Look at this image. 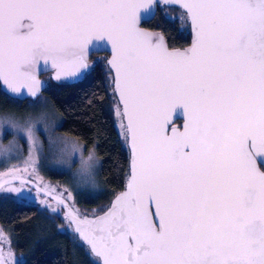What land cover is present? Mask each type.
<instances>
[{
	"label": "snow or ice",
	"instance_id": "6c2138e0",
	"mask_svg": "<svg viewBox=\"0 0 264 264\" xmlns=\"http://www.w3.org/2000/svg\"><path fill=\"white\" fill-rule=\"evenodd\" d=\"M148 2L0 0V77L30 78L21 70L37 56H76L93 35L106 36L136 187L102 219L92 251L104 264H264V0H172L196 33L185 52L154 47L137 28ZM177 102L190 109L189 123L168 136Z\"/></svg>",
	"mask_w": 264,
	"mask_h": 264
},
{
	"label": "rangeland",
	"instance_id": "374dc122",
	"mask_svg": "<svg viewBox=\"0 0 264 264\" xmlns=\"http://www.w3.org/2000/svg\"><path fill=\"white\" fill-rule=\"evenodd\" d=\"M106 85L116 131L125 141L121 106L109 80ZM61 121L60 114L54 109L46 93L41 92L35 98L22 101L0 98V180L5 177L29 180L49 194L67 200L77 214L86 215L91 212L84 213L87 210L82 209L83 206H91L92 200L102 190L99 178L100 158L94 145L85 146L77 139L59 132ZM29 128L30 132L27 131ZM0 195L10 196L18 203L35 206L40 226L51 223L58 231L68 232V237L75 239L64 220L62 206L29 184L7 183L0 189ZM108 207L105 206L106 209ZM60 220L64 221V226H61ZM0 235L3 237L0 239L1 253L6 264H24L26 255L14 251L10 238L3 229H0ZM76 244L82 243L77 240ZM83 248L86 253L84 245ZM89 257L96 262L90 254Z\"/></svg>",
	"mask_w": 264,
	"mask_h": 264
},
{
	"label": "trees",
	"instance_id": "16d2710c",
	"mask_svg": "<svg viewBox=\"0 0 264 264\" xmlns=\"http://www.w3.org/2000/svg\"><path fill=\"white\" fill-rule=\"evenodd\" d=\"M165 9L174 15L173 11L178 8H158L150 25L161 30L169 44L179 45L187 41L188 37L184 38L177 33L171 19H164L162 11ZM45 83L43 93H46L62 118L58 131L77 139L85 146L94 145L100 158L99 178L102 190L92 200L91 206L81 207L87 210L84 213L91 212L86 215L97 214L105 206H109L129 175V154L114 126L111 100L107 96V82L100 77H89L77 83H57L49 79ZM0 98L10 101L17 99L2 90ZM26 99L29 98L21 101ZM38 216L35 206L18 203L10 196L0 195V229L8 234L14 251L26 255L24 264H97L90 260L88 251L85 253L84 244L76 233L72 240L68 237V232L58 231L51 223L40 226ZM60 223L64 226L62 220ZM77 240L83 245H77Z\"/></svg>",
	"mask_w": 264,
	"mask_h": 264
},
{
	"label": "water",
	"instance_id": "95a60500",
	"mask_svg": "<svg viewBox=\"0 0 264 264\" xmlns=\"http://www.w3.org/2000/svg\"><path fill=\"white\" fill-rule=\"evenodd\" d=\"M156 3H162V4H166V5H170V6H175V7H178V8L185 10L188 13L187 9H185L183 7L181 2H172V0H149V2L146 3L145 7L140 8L139 13H138V22H137L136 26L141 32H145L151 37V44L154 47L159 45L163 50H166L167 52H178V51L168 50L165 47V45H163L161 42L154 40L152 32H148L147 30L141 28V26H140L142 21H147L153 17V15L155 14V10H156ZM188 15L190 16L189 13H188ZM89 46L92 47L91 50H93V51H104L105 50L110 54V57L108 60V67H109L110 71L112 72V76H113V82L112 83L115 87L114 94H115L116 99L119 102V105L121 106V109H122L121 112L123 113L124 121L127 124V127H129V118H128V112L126 111L125 99L121 95V89L117 86L119 76L117 74L116 69L110 64V61L113 60L114 54H115L113 46L106 36L103 39H98L95 35L92 36L91 40L86 45H84L83 48H86V47L89 48ZM182 52H184V51H182ZM32 62H38V65H40L43 68L41 71H51L53 68L59 67L62 70H64L65 73H67V71L72 70L74 67H76L77 58L70 57L68 55L63 56V57H54L51 54H45V55L37 56L36 59ZM48 66H50L51 69H45ZM21 71L29 73L30 78H29V76H25V75H20V74L9 75L8 73H5V75L8 76V79L6 80V79H4V77H0V89L4 93L8 94L9 96L20 99V100L25 99V98H35L36 96H38L41 93V91L44 90L45 85H46V83L43 82V80L40 79V77H39L41 71H39V72H30L27 70L26 71L21 70ZM56 73L60 74L62 72L60 71V72H56ZM59 78L60 77L55 76V75L51 76V79L53 82L70 83V81H68L67 79H64V78L59 79ZM13 89H15V90H13ZM33 93H35V95H33ZM172 106H173L172 110L175 111V113L178 115L181 114L182 115L181 117H183L185 123L188 124L189 123V116H190V109L188 107H186L185 104L182 102H177V103L173 104ZM189 152H191V149L189 150ZM135 158H136L135 154L130 152L129 161H128L129 162L128 167H129L130 176L127 180V183L125 182L126 185H128L130 183V179H131L130 177L132 176L131 171L133 170L132 165L135 161ZM11 182H25V183L29 184L30 186H32L33 188H35V190H37L42 195H45L48 198L59 203L62 206V208L64 209V212H65L64 214L68 218L69 225L67 223L66 224L71 229L69 231L76 233L78 235V237H80V240L83 242V244L86 247L90 256L96 259L97 264H102V263H100L98 256L92 251V245L89 243V240L101 235V233H100L101 231L96 230L98 225L100 224L101 228L106 227L104 223L103 224L101 223L102 219L110 216V212L114 210L113 205L117 201V198L120 197L122 194H125V193H121V194H119V196L115 195L116 197H114L111 200V202L109 204L110 206L107 208V210L104 213H102L101 215H99V216L97 215L98 216L97 217L96 215H93V214H92V216L77 214L75 212V210L72 209V207L69 205L67 200L60 198V197H57V196H54L52 194H49L48 192L42 190L41 188H39L37 185H35L31 181L20 178V177H5V178L1 179L0 180V189L5 184L11 183ZM145 203L148 207L152 206L156 212V207H155L154 202L149 203L146 201ZM123 206H124V202L121 203L120 207H123ZM158 219H159V217L156 218V216H155V220L157 221ZM88 227H90L93 231L89 232ZM77 229H79V231H77ZM0 256L3 257L2 253H1V247H0ZM3 264H6L4 258H3Z\"/></svg>",
	"mask_w": 264,
	"mask_h": 264
},
{
	"label": "flooded vegetation",
	"instance_id": "af4514ba",
	"mask_svg": "<svg viewBox=\"0 0 264 264\" xmlns=\"http://www.w3.org/2000/svg\"><path fill=\"white\" fill-rule=\"evenodd\" d=\"M162 6L165 8H174L175 6H170V5H166V4H162V3H156V10H155V14L153 15V17L147 21H142L140 26L141 28L147 30L148 32H152L153 33V37L154 40H157L159 42H161L163 45H165V47L170 50V51H178V52H182V51H187L190 50L193 45L194 42L196 40V33H195V29H194V25L191 21V17L188 15V13L181 9L178 8L176 9L174 12V15L169 13V10L165 9L164 11H162V13H164V19H166V21H172V23L176 26V31L177 33L180 35H182V37H188L187 41H184L183 43H180L179 45L176 44H169L166 37L164 36V34L162 33L161 30H157L154 28V26L150 25L151 22H153L155 16H156V12L158 10V8H162ZM171 17V18H170ZM195 38V39H194ZM92 47L89 46V48H83L78 49L76 51V56H72V55H68L70 57H82V60H78L77 59V64L76 67H74L72 70L67 71V73H65L64 70H62L59 67L53 68L51 71H41L43 68L38 65V62H32L30 65H28L26 68H23L22 70L24 71H30V72H40V79L43 80V82H46L47 79L52 80L51 76L55 75L64 79H67L68 81H70V83H77V82H81L84 81L85 79L91 77H100L104 82H107L108 80L111 83V88L112 91H115V87L113 85V76H112V72L110 71L109 67H108V60L110 57V54L107 51H93L91 50ZM86 65V67H81L80 65ZM45 69H51L50 66H48ZM57 70V71H56ZM62 72V73H56V72ZM67 74V75H66ZM1 90V89H0ZM43 92V91H41ZM173 106L170 105L169 110L167 112V123L165 124V129H166V135L171 136L172 135V130L175 129L178 132H183L184 131V126L186 125L183 117H181V114H176L175 111L172 110ZM121 112V109H120ZM121 116H122V122L124 125V131H125V141L123 139V143L125 144L128 154L130 156V152L134 153L133 147L132 146V133L129 130V127H127V124L124 121L123 118V113L121 112ZM131 149V150H130ZM191 148H184L183 151L184 152H189ZM134 164V163H133ZM133 166V165H132ZM257 167L260 171H264V164H261L259 162V160H257ZM131 179H130V183L133 184V188L132 191L135 192V183L132 180L133 177V173H134V168L131 171ZM130 176V173L128 175V178ZM127 178V180H128ZM127 183V181H126ZM126 183L124 184L123 188L116 194V196H119V194L121 193H127L130 191L128 185H126ZM115 196V197H116ZM73 209V208H72ZM107 209L105 208L104 210H102L101 212L94 214V215H101L102 213H104ZM115 210V209H114ZM113 210V211H114ZM150 212L155 213V209L150 206L149 207ZM112 212V211H111ZM110 212V213H111ZM97 216V217H98ZM64 220L67 221V224L69 225V221L68 218L66 217V215L64 216ZM94 217V216H93ZM158 216H156L157 218ZM153 219L154 222H156L155 220V215L151 217ZM63 221V220H62ZM64 222V221H63ZM103 224V223H102ZM105 226H107L105 224ZM101 229V225L99 224L97 227V231H100ZM89 232L93 231L90 227H88ZM101 233V232H100ZM102 234V233H101ZM104 235H106V233H103ZM92 235V234H91ZM94 235V234H93ZM131 242V241H130ZM98 256V255H97ZM100 263L104 264V257L103 256H98Z\"/></svg>",
	"mask_w": 264,
	"mask_h": 264
}]
</instances>
